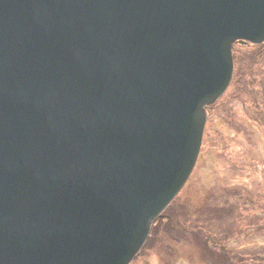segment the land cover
<instances>
[{
	"label": "water",
	"instance_id": "obj_1",
	"mask_svg": "<svg viewBox=\"0 0 264 264\" xmlns=\"http://www.w3.org/2000/svg\"><path fill=\"white\" fill-rule=\"evenodd\" d=\"M264 0H0V264H130L191 175Z\"/></svg>",
	"mask_w": 264,
	"mask_h": 264
},
{
	"label": "rangeland",
	"instance_id": "obj_2",
	"mask_svg": "<svg viewBox=\"0 0 264 264\" xmlns=\"http://www.w3.org/2000/svg\"><path fill=\"white\" fill-rule=\"evenodd\" d=\"M235 49L237 57L246 51L239 45ZM247 53L254 63V72L247 73L264 78V46ZM230 94L209 109L193 177L165 212L167 219L154 223L133 264H237L243 258L245 264H264V209H258V196L264 195V126L250 119L258 106L263 112L264 88L251 86L248 94L235 87ZM238 202H243L240 210ZM217 233L229 250L215 248Z\"/></svg>",
	"mask_w": 264,
	"mask_h": 264
},
{
	"label": "trees",
	"instance_id": "obj_3",
	"mask_svg": "<svg viewBox=\"0 0 264 264\" xmlns=\"http://www.w3.org/2000/svg\"><path fill=\"white\" fill-rule=\"evenodd\" d=\"M263 46H264V44L259 45V46H254V45L241 46V45H239V47L242 48L243 50L246 49V51L242 52V56L241 57H237L236 56L235 52H237V49L234 48L235 73H234L233 81H232L231 86L229 88V89H231L230 93H232V90L235 87H237V88L243 87L244 91L246 93H248V94H250V87L251 86H255L256 85L258 90H259V88H264V78L263 77L260 80H256V79L250 77L254 73H247V72H254V68H253V66H254L253 64L254 63H253L251 57H249V53H247V51H250V52L257 51V50L261 49ZM263 57H264V55H263ZM243 73H245V74H243ZM247 76H248V78H247ZM230 93L225 95V97L226 96H227L226 98L232 97ZM256 100H258V99L256 98ZM259 112H261V114L258 116ZM250 119L252 121L258 122L260 125L264 126V109H263V112H262V111H260V108L258 106V110L256 111L255 116H252ZM257 189H259L258 186H257ZM232 195L235 196L236 193H233ZM240 199H242V197ZM242 203L243 202H238L237 203V207L240 206L239 210L241 208V204ZM258 203H259L258 209H264V195L263 194L258 196ZM243 205H246V204H243ZM227 208H228L227 210L232 213V208L229 207V203H227ZM231 216H232V214H231ZM215 236L219 237L218 238L219 241L218 242L216 241V243H215V245H216L215 248H216V247H218V246H220L222 244L223 237H222V234H218V233L215 234ZM206 237L209 240H211L208 236H206ZM231 237H232V235L225 236L226 239H231ZM204 238H205V236H204ZM202 243H203V241L201 242V244ZM205 245H208V242L206 241V238H205ZM228 262L230 263V261H228ZM242 262H244V258L241 259L240 261H238L237 264H245V263H242ZM252 263H253V261H250V264H252ZM259 264H262V263L260 262Z\"/></svg>",
	"mask_w": 264,
	"mask_h": 264
}]
</instances>
